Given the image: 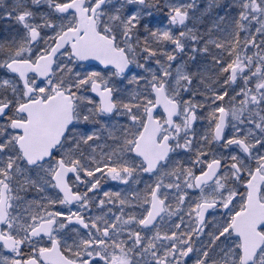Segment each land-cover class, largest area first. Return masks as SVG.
I'll list each match as a JSON object with an SVG mask.
<instances>
[{
	"label": "snow or ice",
	"instance_id": "obj_1",
	"mask_svg": "<svg viewBox=\"0 0 264 264\" xmlns=\"http://www.w3.org/2000/svg\"><path fill=\"white\" fill-rule=\"evenodd\" d=\"M0 264H264V0H0Z\"/></svg>",
	"mask_w": 264,
	"mask_h": 264
}]
</instances>
